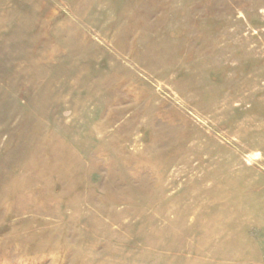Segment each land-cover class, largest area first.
I'll use <instances>...</instances> for the list:
<instances>
[{
    "label": "rangeland",
    "instance_id": "1",
    "mask_svg": "<svg viewBox=\"0 0 264 264\" xmlns=\"http://www.w3.org/2000/svg\"><path fill=\"white\" fill-rule=\"evenodd\" d=\"M0 264H264V0H0Z\"/></svg>",
    "mask_w": 264,
    "mask_h": 264
}]
</instances>
